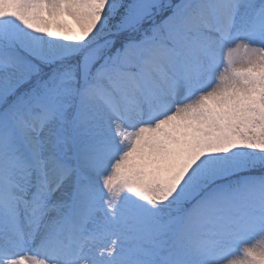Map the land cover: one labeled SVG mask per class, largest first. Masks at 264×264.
Masks as SVG:
<instances>
[{
  "label": "snow or ice",
  "instance_id": "obj_1",
  "mask_svg": "<svg viewBox=\"0 0 264 264\" xmlns=\"http://www.w3.org/2000/svg\"><path fill=\"white\" fill-rule=\"evenodd\" d=\"M0 264H264V0H0Z\"/></svg>",
  "mask_w": 264,
  "mask_h": 264
}]
</instances>
